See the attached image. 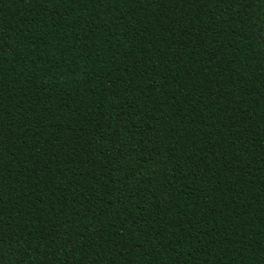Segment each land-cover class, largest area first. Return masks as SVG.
Instances as JSON below:
<instances>
[{
  "label": "trees",
  "instance_id": "16d2710c",
  "mask_svg": "<svg viewBox=\"0 0 264 264\" xmlns=\"http://www.w3.org/2000/svg\"><path fill=\"white\" fill-rule=\"evenodd\" d=\"M0 264H264V0H0Z\"/></svg>",
  "mask_w": 264,
  "mask_h": 264
}]
</instances>
